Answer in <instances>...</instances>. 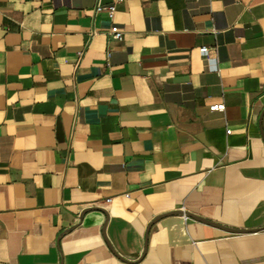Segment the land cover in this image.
<instances>
[{"label":"crops","instance_id":"1","mask_svg":"<svg viewBox=\"0 0 264 264\" xmlns=\"http://www.w3.org/2000/svg\"><path fill=\"white\" fill-rule=\"evenodd\" d=\"M114 1L0 0V264H264V0Z\"/></svg>","mask_w":264,"mask_h":264},{"label":"built area","instance_id":"2","mask_svg":"<svg viewBox=\"0 0 264 264\" xmlns=\"http://www.w3.org/2000/svg\"><path fill=\"white\" fill-rule=\"evenodd\" d=\"M121 0H115L114 2L110 3V4H100L99 6H97L96 8V12H101L103 10H105L108 14V17L110 19H113L115 11H116V3L120 2ZM114 38L116 39H121L122 37V32L117 31L114 33ZM201 52H206L208 51V47L207 46H202L201 48H199ZM223 109V105L222 104H214L213 106L210 107L211 111H216V110H222ZM229 133V131H227ZM111 202V199H107L106 203Z\"/></svg>","mask_w":264,"mask_h":264},{"label":"water","instance_id":"3","mask_svg":"<svg viewBox=\"0 0 264 264\" xmlns=\"http://www.w3.org/2000/svg\"><path fill=\"white\" fill-rule=\"evenodd\" d=\"M208 223H210V222H208ZM227 231H229V232H235V233H240V232H242L244 230H229V229H227Z\"/></svg>","mask_w":264,"mask_h":264}]
</instances>
